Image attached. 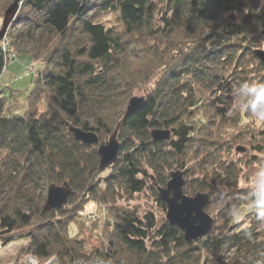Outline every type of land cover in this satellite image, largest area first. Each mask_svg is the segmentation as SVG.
<instances>
[{
    "label": "trees",
    "instance_id": "obj_1",
    "mask_svg": "<svg viewBox=\"0 0 264 264\" xmlns=\"http://www.w3.org/2000/svg\"><path fill=\"white\" fill-rule=\"evenodd\" d=\"M14 1L0 0V31ZM108 13L117 15L120 29L98 22ZM263 47L261 0H24L0 42V78L20 58L10 59L16 51L29 50L33 62L46 65L38 78L29 71L33 63L28 67L35 88L24 114L15 113L0 91L4 244L28 238L22 252L41 262L91 257L113 264H264V207L256 205L264 187L232 194L217 187L237 189L239 167L230 154L216 155L213 141L200 134L215 117L226 122L245 84L264 83V65L256 56ZM130 60L142 62L144 73L126 74ZM143 76L146 82L157 76L155 87L126 116L134 81ZM70 126L95 133L100 144L118 131L117 163L101 171L98 146L77 142ZM154 130L171 131V140L155 142ZM257 133L264 140V130ZM254 149L261 152L259 145ZM214 156L218 175L210 179L203 164ZM176 168L207 174L189 181L186 195L209 190L207 208L221 203L231 212L240 209L245 220H214L204 239L187 242L181 230L159 224L154 213L140 215L120 205L151 193L166 209L158 188L167 186ZM64 184L71 189L68 204L44 213L47 187ZM90 203L109 214L96 224L83 221ZM84 225L100 228L99 236L106 237L90 253Z\"/></svg>",
    "mask_w": 264,
    "mask_h": 264
},
{
    "label": "rangeland",
    "instance_id": "obj_2",
    "mask_svg": "<svg viewBox=\"0 0 264 264\" xmlns=\"http://www.w3.org/2000/svg\"><path fill=\"white\" fill-rule=\"evenodd\" d=\"M261 6H264V0H261ZM99 21L104 23L109 28L113 27L115 29H120L119 19L114 13L103 15V17H100L98 19V22ZM181 49L186 50L184 49V46H182ZM260 49L264 51V47ZM24 51L25 50L16 51L10 55H20V58L17 61L10 62L8 68L0 78V91H2L3 95L7 98L8 106L12 107V110L17 114H24L28 110V98L32 90L35 88V81L31 77L27 76L29 65L33 63V67H30L31 69H29H33L35 71L44 70V67L46 65L42 62V60L33 62L32 58L28 55L29 50L26 52ZM23 53L25 55L21 56ZM258 62L264 65V63L259 58ZM141 63L142 62H135L130 60L128 62V67H126V70H128L129 72H127L126 74H128L129 76H138L140 72L144 73L143 65ZM145 63H148V61ZM146 68H148V66H146ZM145 78L144 76L138 77V80L134 81V85L136 84L135 86H137V88L133 92L134 97L145 98L148 93L151 92V90L155 87L158 79L157 76L155 78H151L148 82L144 81L146 80ZM237 97L239 98V100H236L233 109H231L232 111L225 117V119H227L226 122H221L219 118L215 117L213 119V124L210 127L200 129L201 136H205L207 139L213 141V148L216 155H225L224 157H227V154H230L228 158L232 161H235V163L239 167L240 178L238 180L239 186H237V189L229 188L228 186L221 184L218 186L216 185L217 187L220 186V189L221 187H225L227 194H232L234 190L236 191L238 189L264 187V140H260L257 138V131L264 130V119H257L254 117V98L247 91L237 95ZM45 109L46 102L43 101L40 106V112H44ZM237 114H239V116ZM205 129L207 131L209 129H212L211 133L209 134L210 136L208 135L207 137L205 135ZM108 141L109 139L107 140V142ZM258 145L261 147V152L259 154H257L256 150L254 149V147H257ZM238 148L245 149V152H238ZM255 157L257 158V160H254ZM214 160L215 156L213 159L209 160V162L203 164V171L210 175V179H212L211 177L218 175L217 171L219 168H215L216 166L214 165ZM189 161L190 164L188 168L193 169V167L195 166V161L192 159V157ZM254 161L256 162L254 163ZM175 171H181L184 173V189L186 188V184L189 181H193L196 179L205 180V177L207 175L205 174L203 176H199L198 174L195 175L190 170L182 171L179 168H176V170L172 172ZM106 175H108V172H105L103 174V177H105ZM49 187L50 186L47 187L46 193L44 195L46 197V200ZM199 193L209 194V190L198 192L197 194ZM197 194L189 196L194 197ZM37 195L41 196L40 192H38ZM211 198L212 200H215V198L217 197L212 196ZM120 205L123 207L126 206L132 209H136L140 213V215H143L145 212L150 211L155 214L159 224L168 222L167 207L166 209L163 208L157 202V198L154 197V195H152L151 193H144L135 196V199L130 203L122 202ZM223 206V204L218 203L211 209L207 208L206 210L207 214L215 220V223L221 225L229 220H231V222H242L245 220V216L244 214H242L243 212H240V209H235L233 212H231L228 207ZM107 213L109 214V211L106 212L103 207L96 205L94 206L90 203L87 209L84 211L85 217L83 218V221L88 220V222H93V224H96L98 218L100 217L103 219V217ZM230 215H232L233 218L230 219ZM82 230V236L85 238L86 243L85 251L87 253L94 251V246L100 247L102 243L101 239L106 238L104 236H99V232L102 231L100 228L97 232V229L87 228V225H84ZM76 232L77 228H75V225H73L70 228V235L75 236L77 234ZM29 244L30 239L28 238L14 241L9 246L3 249L2 255L8 254L10 251H17L18 249L20 250V252L21 250H26ZM240 263L244 264L245 261L240 260Z\"/></svg>",
    "mask_w": 264,
    "mask_h": 264
},
{
    "label": "water",
    "instance_id": "obj_3",
    "mask_svg": "<svg viewBox=\"0 0 264 264\" xmlns=\"http://www.w3.org/2000/svg\"><path fill=\"white\" fill-rule=\"evenodd\" d=\"M196 2L197 0H192ZM24 0H15L6 10L3 26L0 31V42L7 35L9 27L16 20ZM256 56L264 63V51H256ZM145 98L134 97L130 100L126 116L134 112L143 104ZM69 131L74 135L77 142L86 146H98L100 157V170L115 165L121 152V143L118 140L116 131L109 141L100 144L99 137L93 132H85L73 126ZM152 137L155 142H168L171 140V131L154 130ZM238 152H245V149L238 148ZM184 173L175 171L171 173V180L165 188H158L162 201L167 206V221L170 226L181 230L187 242H194L204 239L214 226V219L207 214L206 208L210 204V196L206 193H199L190 197L184 192ZM71 189L68 184L62 186L52 185L48 189L46 205L43 212H49L65 207L68 204Z\"/></svg>",
    "mask_w": 264,
    "mask_h": 264
},
{
    "label": "built area",
    "instance_id": "obj_4",
    "mask_svg": "<svg viewBox=\"0 0 264 264\" xmlns=\"http://www.w3.org/2000/svg\"><path fill=\"white\" fill-rule=\"evenodd\" d=\"M5 44V49H6ZM10 59H16V55L10 56ZM33 66H31L32 68ZM30 68V69H31ZM31 73L34 74L35 78H38V73L35 70H30ZM106 211V210H105ZM10 245V244H9ZM5 245L2 237L0 236V264H113L109 261L103 260L101 258H91V257H83L74 260H65L62 261L58 257H52L47 259L44 262L38 260V258L32 254H26L24 252H20L18 249L17 251H10L8 254L2 255V251L5 247L9 246Z\"/></svg>",
    "mask_w": 264,
    "mask_h": 264
},
{
    "label": "clouds",
    "instance_id": "obj_5",
    "mask_svg": "<svg viewBox=\"0 0 264 264\" xmlns=\"http://www.w3.org/2000/svg\"><path fill=\"white\" fill-rule=\"evenodd\" d=\"M244 88L254 98V117L257 119H264V83H257L254 81L251 85L245 84ZM256 205L257 207H264V196L256 202ZM261 215L264 216V213H261Z\"/></svg>",
    "mask_w": 264,
    "mask_h": 264
}]
</instances>
